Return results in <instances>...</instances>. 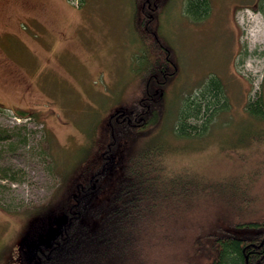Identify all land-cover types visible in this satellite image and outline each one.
I'll list each match as a JSON object with an SVG mask.
<instances>
[{
	"label": "rangeland",
	"instance_id": "rangeland-1",
	"mask_svg": "<svg viewBox=\"0 0 264 264\" xmlns=\"http://www.w3.org/2000/svg\"><path fill=\"white\" fill-rule=\"evenodd\" d=\"M142 6V0H0V264L27 263L55 216L33 224L29 215L79 176L80 169L75 176L68 170L79 166L83 149L85 167L97 166L111 114L143 93L140 76L152 70L155 44L172 50L177 71L167 85L154 83L156 96L164 92L162 120L156 133L151 125L139 132L135 148L157 138L173 167L201 172L213 185L202 201L214 192L213 179L263 172L264 135L256 143L253 136L264 134V117L251 113L264 109V1L165 0L151 31ZM155 7L152 1L147 11ZM211 82L222 101L208 128L176 135L181 106ZM259 98L251 112L247 105ZM122 142L123 155L130 143Z\"/></svg>",
	"mask_w": 264,
	"mask_h": 264
},
{
	"label": "trees",
	"instance_id": "trees-1",
	"mask_svg": "<svg viewBox=\"0 0 264 264\" xmlns=\"http://www.w3.org/2000/svg\"><path fill=\"white\" fill-rule=\"evenodd\" d=\"M152 1L156 3L154 13L147 11ZM164 1L142 0L148 31ZM154 46L163 50L151 48L156 57L152 70L140 76L143 93L133 95L129 105L111 114L109 142L97 166L85 167L87 151L83 149L78 155L79 166L68 170L75 176L80 169L79 176L62 184L46 206L29 215L35 224L55 214L26 264H246L247 250L241 237L251 232V226L264 224V170L232 171L213 179L215 190L202 201L213 185L201 172L173 167L166 147L157 143V138L135 148L142 137L139 132L151 125L152 134L156 133L162 120L159 108L164 92L156 96L154 83L167 85L168 76L177 71L172 50L164 43ZM202 90L181 106L176 135L198 134L208 128L222 94L213 82ZM261 99L247 108L252 112L251 106ZM251 114L264 117V109ZM190 118L194 124L188 122ZM123 138L128 139L130 148L122 155ZM259 166L264 168V161ZM68 171L65 177H69ZM249 263H253L251 256Z\"/></svg>",
	"mask_w": 264,
	"mask_h": 264
},
{
	"label": "flooded vegetation",
	"instance_id": "flooded-vegetation-1",
	"mask_svg": "<svg viewBox=\"0 0 264 264\" xmlns=\"http://www.w3.org/2000/svg\"><path fill=\"white\" fill-rule=\"evenodd\" d=\"M127 114V112H126ZM128 117H130L128 115ZM241 237L246 251V264H250V256L252 264H264V224L251 226V232Z\"/></svg>",
	"mask_w": 264,
	"mask_h": 264
},
{
	"label": "bare ground",
	"instance_id": "bare-ground-1",
	"mask_svg": "<svg viewBox=\"0 0 264 264\" xmlns=\"http://www.w3.org/2000/svg\"><path fill=\"white\" fill-rule=\"evenodd\" d=\"M163 69H165V67Z\"/></svg>",
	"mask_w": 264,
	"mask_h": 264
}]
</instances>
